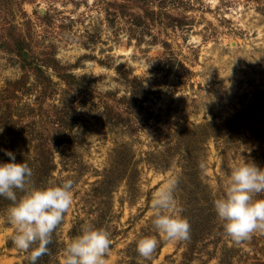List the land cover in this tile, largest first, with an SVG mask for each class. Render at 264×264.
<instances>
[{
	"label": "rangeland",
	"instance_id": "rangeland-1",
	"mask_svg": "<svg viewBox=\"0 0 264 264\" xmlns=\"http://www.w3.org/2000/svg\"><path fill=\"white\" fill-rule=\"evenodd\" d=\"M142 1L0 0V264H264V0Z\"/></svg>",
	"mask_w": 264,
	"mask_h": 264
},
{
	"label": "trees",
	"instance_id": "trees-1",
	"mask_svg": "<svg viewBox=\"0 0 264 264\" xmlns=\"http://www.w3.org/2000/svg\"><path fill=\"white\" fill-rule=\"evenodd\" d=\"M122 1H125V2H129L130 0H122ZM142 1V0H141ZM147 1H149L150 2V0H147ZM116 2H117V0H116ZM148 2V3H149ZM142 3H145V2H143L142 1ZM128 4V3H127ZM126 4V5H127ZM126 5H122L121 7H123V6H126ZM112 6V5H111ZM116 8H119V4L116 6ZM140 8H142V7H140ZM113 9H115V7L113 8ZM124 9H125V7H124ZM143 9V8H142ZM144 11H145V13H147V14H150V16H152L153 17V15H155V12L153 11H147V9L145 8L144 9ZM113 15V14H112ZM168 20H171L169 23L171 24L172 22L174 23V22H176L177 20H176V18H173V16L172 15H170V14H168V18H167ZM180 22H182V21H180ZM179 22V23H180Z\"/></svg>",
	"mask_w": 264,
	"mask_h": 264
}]
</instances>
